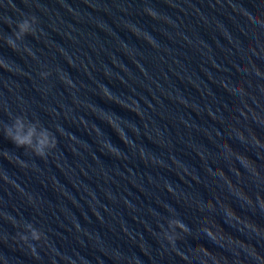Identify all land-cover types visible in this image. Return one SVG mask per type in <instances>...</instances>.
I'll use <instances>...</instances> for the list:
<instances>
[{
  "label": "water",
  "instance_id": "1",
  "mask_svg": "<svg viewBox=\"0 0 264 264\" xmlns=\"http://www.w3.org/2000/svg\"><path fill=\"white\" fill-rule=\"evenodd\" d=\"M0 264H264V0H0Z\"/></svg>",
  "mask_w": 264,
  "mask_h": 264
},
{
  "label": "clouds",
  "instance_id": "2",
  "mask_svg": "<svg viewBox=\"0 0 264 264\" xmlns=\"http://www.w3.org/2000/svg\"><path fill=\"white\" fill-rule=\"evenodd\" d=\"M28 25L25 23L24 25L21 26V31H26L27 30ZM17 126L18 128L20 127L19 121H17ZM31 135L32 133L29 132V134L27 136H21V135H16V136H11V134H9L10 138L12 139L13 143H15L18 147H24L27 145L31 144ZM48 143L47 138L45 137L44 139H42L40 141V149L37 150V154L41 157L44 158L45 153L43 152V147ZM52 147H55V143L53 142ZM181 227H183V225H181Z\"/></svg>",
  "mask_w": 264,
  "mask_h": 264
}]
</instances>
